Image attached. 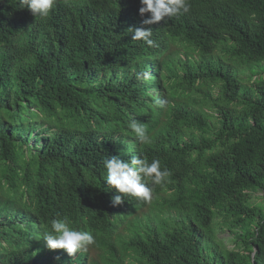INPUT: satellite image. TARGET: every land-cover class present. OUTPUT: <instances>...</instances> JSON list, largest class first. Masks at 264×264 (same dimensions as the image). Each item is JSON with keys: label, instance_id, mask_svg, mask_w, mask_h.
I'll return each mask as SVG.
<instances>
[{"label": "trees", "instance_id": "trees-1", "mask_svg": "<svg viewBox=\"0 0 264 264\" xmlns=\"http://www.w3.org/2000/svg\"><path fill=\"white\" fill-rule=\"evenodd\" d=\"M189 2L148 46L139 0H57L44 20L0 0V264H264V0ZM175 38L199 59L170 61ZM109 156L159 159L170 182L113 206ZM65 217L87 251L46 247Z\"/></svg>", "mask_w": 264, "mask_h": 264}, {"label": "clouds", "instance_id": "clouds-1", "mask_svg": "<svg viewBox=\"0 0 264 264\" xmlns=\"http://www.w3.org/2000/svg\"><path fill=\"white\" fill-rule=\"evenodd\" d=\"M139 2L141 5L138 10L139 14L143 17L147 13L149 14L148 18L143 19L142 24L136 19L129 30L133 34L132 39L144 42L148 46H152L154 43L151 39L153 32L151 27L145 26L165 22L183 15L189 12L191 7L189 0H139ZM56 3L57 0H18V7L21 9L27 8L35 18L38 17L44 20L50 16ZM171 41H174V39L168 40L164 54L168 53V45ZM175 42L176 47L185 45L183 42ZM181 59L182 61L187 60L184 55ZM145 78H147V74H145ZM156 103L162 107L166 102L157 100ZM128 127L140 143L145 145L152 143V137L148 134L144 123L132 118L128 123ZM103 163L107 171L105 181L110 188H114L119 193L112 198L113 206L124 203L126 197H133L138 201L151 203L155 186L170 182L171 172L167 168H161L159 159L154 158L149 162L146 157L132 156L130 160L124 161L117 156H109ZM148 181L151 182V185L147 183ZM41 239H43L48 249H62L70 257L78 252L87 251L90 246L95 244V237L91 232L72 228L67 217L53 219L51 230L43 234Z\"/></svg>", "mask_w": 264, "mask_h": 264}, {"label": "rangeland", "instance_id": "rangeland-1", "mask_svg": "<svg viewBox=\"0 0 264 264\" xmlns=\"http://www.w3.org/2000/svg\"><path fill=\"white\" fill-rule=\"evenodd\" d=\"M175 41L181 42V40L178 39V38L177 39H174V41L169 42V45H168V53L171 50L174 49L169 54V58L168 59L170 61L178 64L179 63V56L181 54H183L186 57V59H187V61H188L189 64H192L193 63L192 59H194L195 61H197L199 59V57H197L198 54L197 53H194L193 46H191L187 42L182 41L183 43H185L186 46L183 47V46H180L179 45V46L176 47V42ZM183 55L180 56V59L183 58ZM164 61L167 62L168 60L165 59ZM201 66H204L203 62L201 63ZM255 69H256L255 66L246 67L244 70H242V76L239 75L240 79H244L245 80L246 77H250V76L253 77L251 74L253 73V71ZM244 85H245V83H244ZM215 94H216V91L214 90L213 95L215 96ZM259 195H260V192L256 193L255 194V197L256 196L259 197ZM254 201L255 202H258V203H261V200L259 198H255ZM215 236H216L217 239H221L226 244V246L228 248H233L234 247V243L231 240H229L230 237H229V233H227V231H218V232L215 233Z\"/></svg>", "mask_w": 264, "mask_h": 264}]
</instances>
